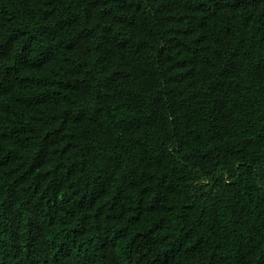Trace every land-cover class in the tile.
Listing matches in <instances>:
<instances>
[{
  "label": "trees",
  "instance_id": "1",
  "mask_svg": "<svg viewBox=\"0 0 264 264\" xmlns=\"http://www.w3.org/2000/svg\"><path fill=\"white\" fill-rule=\"evenodd\" d=\"M0 264H264V0H0Z\"/></svg>",
  "mask_w": 264,
  "mask_h": 264
}]
</instances>
